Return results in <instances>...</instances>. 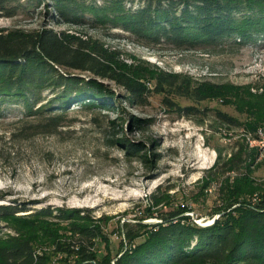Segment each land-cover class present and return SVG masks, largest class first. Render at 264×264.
<instances>
[{"label": "rangeland", "instance_id": "1", "mask_svg": "<svg viewBox=\"0 0 264 264\" xmlns=\"http://www.w3.org/2000/svg\"><path fill=\"white\" fill-rule=\"evenodd\" d=\"M77 2L65 3L79 20L75 23L64 19L52 0H13L0 11V34L52 31L72 36L99 50V61L115 75L130 78L146 92L129 100L114 81L55 65L61 86L35 97L32 110L40 114L29 115L18 103L0 104V208L17 212L0 215V247L11 238L26 240L35 256L54 253L50 264L67 258L55 248L78 238L71 234L73 225L99 229L102 237L93 249L102 258L111 247L114 258L126 250L128 230L145 232L137 227L141 222L157 225L175 213L193 223L218 219L227 203L223 179L215 180L218 170L212 167L218 152L228 159L242 128L222 123L216 113L241 125L264 119V41L221 51L177 52L144 43L110 22L96 23L90 8L102 10L109 6L106 0ZM142 5L140 0L122 2L124 10ZM159 73L189 77L216 91L199 105L156 93ZM93 86L104 96L97 106L83 105L88 97L81 93ZM62 92L69 97L63 109L41 111ZM189 107L193 113L180 111ZM55 116L57 126H45ZM256 147L260 161L264 145ZM250 177L256 185L264 182V166L251 168ZM258 188L239 201L255 204L264 198Z\"/></svg>", "mask_w": 264, "mask_h": 264}, {"label": "trees", "instance_id": "2", "mask_svg": "<svg viewBox=\"0 0 264 264\" xmlns=\"http://www.w3.org/2000/svg\"><path fill=\"white\" fill-rule=\"evenodd\" d=\"M12 1L0 0V11L6 10ZM140 1L143 5L134 10H124L123 0H106L108 7L97 10L99 13L94 8L90 11L96 23L110 22L144 43L177 52L206 48L221 51L226 46L243 47L264 41V0ZM79 2L52 0L63 18L75 23L79 20L71 16L74 12L65 3ZM98 57H102L99 50L89 49L78 39L64 33H1L0 104L18 103L29 115L40 114V111L32 110L38 103L35 97L51 86H61V78L55 79V65L91 72L114 81L129 93V100L143 96L145 88L126 76L115 75ZM215 89L210 84L195 83L189 77L165 73L156 76V93L186 98L195 105L210 99ZM62 93L41 111L63 109L69 97ZM82 94L88 97L83 105L90 107L99 105L98 101L104 96L96 86ZM165 103L174 106L168 100ZM193 110L194 107H189L180 111L193 113ZM216 116L224 124L239 125L242 131L240 141L236 142L228 159L224 161L221 152H218L212 167L218 170L215 180L218 176L223 179L221 186L225 193L222 192V195L225 194L223 200L227 203V210L221 211V216L213 225L198 226L187 216L179 217L178 213L171 214L157 225L139 223L137 227L145 232L136 235L128 230L124 240L126 250L117 253L114 258L111 257V247H106L102 258H98L93 249V242L102 237L99 229L73 225L71 234L78 238L59 243L55 248V253L67 256L61 264H67V260L70 261L68 264H110L112 259H116L114 264H264V198H259L255 204L251 200L239 201L248 194L253 195L256 187L264 192V182L256 185L250 177L251 168L264 166V159L258 161V150L250 148L245 139L246 136L257 138L258 125L264 119L258 117L241 125L219 112ZM48 119L45 126H57L56 116ZM155 204L158 205L157 202ZM16 213L11 208H0V215L3 216H14ZM138 238L141 241L135 243ZM52 255L55 254L35 256L26 240L11 238L0 247V264H50Z\"/></svg>", "mask_w": 264, "mask_h": 264}, {"label": "bare ground", "instance_id": "3", "mask_svg": "<svg viewBox=\"0 0 264 264\" xmlns=\"http://www.w3.org/2000/svg\"><path fill=\"white\" fill-rule=\"evenodd\" d=\"M262 130H264V128H261ZM257 138H258V132H257ZM247 141H248V145L250 148H257L256 145H264V133L261 134V138L260 140H256V139H252L250 136H246ZM261 151V150H260ZM262 151H264V149H262ZM210 221H208L209 223Z\"/></svg>", "mask_w": 264, "mask_h": 264}, {"label": "water", "instance_id": "4", "mask_svg": "<svg viewBox=\"0 0 264 264\" xmlns=\"http://www.w3.org/2000/svg\"><path fill=\"white\" fill-rule=\"evenodd\" d=\"M217 218H214L212 221H210L209 223H206V224H201L200 222H196V224L198 226H201V227H209L211 225H213V223L215 222ZM141 224H144V225H153L155 224V222L153 221H144V222H141Z\"/></svg>", "mask_w": 264, "mask_h": 264}, {"label": "built area", "instance_id": "5", "mask_svg": "<svg viewBox=\"0 0 264 264\" xmlns=\"http://www.w3.org/2000/svg\"><path fill=\"white\" fill-rule=\"evenodd\" d=\"M262 133H264V130H262V129H258V138H254V139H256V140H260V138H261V134Z\"/></svg>", "mask_w": 264, "mask_h": 264}]
</instances>
